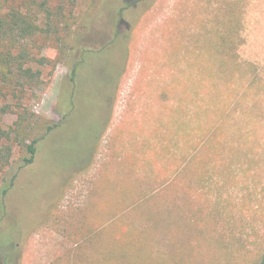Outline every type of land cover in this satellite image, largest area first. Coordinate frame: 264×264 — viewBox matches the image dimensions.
Returning a JSON list of instances; mask_svg holds the SVG:
<instances>
[{
	"label": "rangeland",
	"instance_id": "374dc122",
	"mask_svg": "<svg viewBox=\"0 0 264 264\" xmlns=\"http://www.w3.org/2000/svg\"><path fill=\"white\" fill-rule=\"evenodd\" d=\"M127 2L137 6L122 21ZM40 3L61 8L70 24L68 33L31 42L37 57L49 48L44 83L28 100L44 122L66 112L68 65L118 37L82 67L75 111L34 162L20 168L15 146L0 170V189L16 174L0 194V264H258L264 0H1L0 16L31 7L44 28ZM113 62L109 120L88 154L115 77L98 73ZM82 156L89 159L79 171Z\"/></svg>",
	"mask_w": 264,
	"mask_h": 264
},
{
	"label": "trees",
	"instance_id": "16d2710c",
	"mask_svg": "<svg viewBox=\"0 0 264 264\" xmlns=\"http://www.w3.org/2000/svg\"><path fill=\"white\" fill-rule=\"evenodd\" d=\"M39 6L46 13L44 28L38 25L31 7L25 12L19 8L9 7L0 16V170L9 165L15 146L24 153L20 168L31 165L40 144L58 127L53 122L42 121L32 112L28 102L42 87L44 83L42 69L51 62L47 55L42 54L49 48L41 45L37 57L31 48V42L39 33L46 37L51 33L55 35L63 31L68 33L70 24L61 8L52 12L44 8L45 3H40ZM230 36L228 35V38ZM56 42L61 44L60 49L64 50L65 39L56 36ZM7 114L15 115L16 119L11 125L2 123L3 117ZM81 160L83 162L78 165L79 171L84 170L88 164L87 158ZM15 177L14 173L8 183L1 187L2 196L6 195L14 185ZM258 264H264V256Z\"/></svg>",
	"mask_w": 264,
	"mask_h": 264
},
{
	"label": "flooded vegetation",
	"instance_id": "af4514ba",
	"mask_svg": "<svg viewBox=\"0 0 264 264\" xmlns=\"http://www.w3.org/2000/svg\"><path fill=\"white\" fill-rule=\"evenodd\" d=\"M127 1H129V0H127ZM128 3H130V2H127V8L122 9L120 11V18H121L122 21H123L122 17L125 18V16H126L128 18L131 15V14H126V12L127 11L130 12V10H131L132 7L137 6V3L134 4L133 6H130V5L128 6ZM119 23H120V21H119ZM117 37H118V35L113 40V42H111L110 44L103 45L102 47H100L97 50L90 49V50L81 51V53H79V55L75 58V61L74 62L72 61L73 64L70 63V66H71L70 68H69V65L67 64L68 65L67 73L65 74V77L63 79V87H62L63 88L62 96L65 95V97H66V99H65L66 112L63 115H60V114L57 115L58 116V120L55 122V124L58 125L57 128L65 126L69 122V120H70V118L72 116V113L75 111V107H74V103H73V96H74V93H75L76 88L78 87V85L80 83V74H79L80 73V70L87 63L89 64L91 61H93L94 57L97 56V55H99V53L101 51L105 50L108 46H111L114 43V41L117 39ZM113 65H114V62L109 67V68L112 67L110 70H108V68H107V70H104V68H101V70H99V73H98L99 76H101L102 78L109 77V79H110L113 76V71H115ZM119 65H120V63H119ZM116 72L117 71H115V74H114L115 77L113 76L114 77V80H113V82H112V84L110 86V89L108 91V94H105V96L103 97V105H104L103 107H104V109L103 110H100L97 113L96 118L94 120V126L98 128V133L96 135V139L94 140L93 145L91 146L90 150H92V148L94 146V143L97 141V138H98L101 130L103 129L104 126H106V124H107V122L109 120L110 110H111V107H112V100H113L114 89H115V86H116V81H117L118 76H119V75H116ZM102 120H104V123H101ZM100 123H101V125H100ZM97 128H95V129H97ZM89 153H90V151L88 152V154ZM88 154H87V156H88ZM85 158L86 157H84V159ZM88 159L89 158H87V160ZM82 162L83 161L81 160V163ZM15 254L12 251L11 253H8L6 255V257L12 260V257H13V259L16 258V255ZM8 262L9 261H7L5 259L4 260L2 259V263L3 264H8Z\"/></svg>",
	"mask_w": 264,
	"mask_h": 264
}]
</instances>
